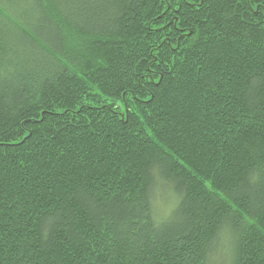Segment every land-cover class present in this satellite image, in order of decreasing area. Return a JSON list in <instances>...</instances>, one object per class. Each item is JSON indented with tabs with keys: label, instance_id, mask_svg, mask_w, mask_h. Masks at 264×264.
I'll return each instance as SVG.
<instances>
[{
	"label": "trees",
	"instance_id": "obj_1",
	"mask_svg": "<svg viewBox=\"0 0 264 264\" xmlns=\"http://www.w3.org/2000/svg\"><path fill=\"white\" fill-rule=\"evenodd\" d=\"M0 264H264V0H0Z\"/></svg>",
	"mask_w": 264,
	"mask_h": 264
}]
</instances>
